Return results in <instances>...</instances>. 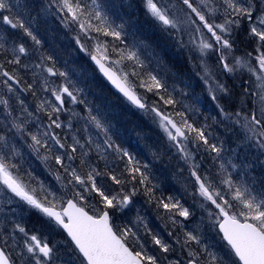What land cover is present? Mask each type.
<instances>
[{
	"label": "snow or ice",
	"instance_id": "1",
	"mask_svg": "<svg viewBox=\"0 0 264 264\" xmlns=\"http://www.w3.org/2000/svg\"><path fill=\"white\" fill-rule=\"evenodd\" d=\"M0 264H264V0H0Z\"/></svg>",
	"mask_w": 264,
	"mask_h": 264
}]
</instances>
